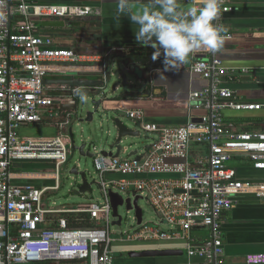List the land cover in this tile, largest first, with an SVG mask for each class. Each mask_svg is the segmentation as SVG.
<instances>
[{
    "label": "built area",
    "instance_id": "1",
    "mask_svg": "<svg viewBox=\"0 0 264 264\" xmlns=\"http://www.w3.org/2000/svg\"><path fill=\"white\" fill-rule=\"evenodd\" d=\"M5 2L7 22L0 23V264H116L110 191L147 199L158 218L156 224L143 219L139 225L136 220L137 227L126 233L125 240L183 242L186 264H221L224 214L243 194L264 201V181L243 180L230 165L232 160L243 158L251 161L256 171L264 172V132L238 131L225 121L227 111L264 110V103L240 101L235 90L224 86L225 79L234 82L238 74L249 75L250 70L236 73L226 68L216 53L202 50L192 54L191 73L210 81V85L191 92L189 99L200 103L205 114L180 127H164L144 122L141 110L128 111L129 119L140 124L141 130L157 134L158 140L144 154L128 159L105 156L94 148L103 203L76 209L49 208L45 197L57 187L41 188L20 181L31 176L18 166L54 165L58 180L71 154L65 140L69 136L26 137L21 130L42 124L45 116L53 113L55 99L44 84L50 75L108 66L101 56L56 45L39 27L45 21L89 18L92 7ZM232 10L223 0L220 18L214 23L220 25L222 15ZM202 53L212 57L199 58ZM53 116L58 126H68L69 115L65 118L54 112ZM204 147L208 148L207 156L194 155ZM83 214L94 227L71 228L68 217ZM162 224L169 226V231H164ZM201 228L209 229L211 237L197 242L193 230ZM246 263L264 264V255H248Z\"/></svg>",
    "mask_w": 264,
    "mask_h": 264
},
{
    "label": "crops",
    "instance_id": "2",
    "mask_svg": "<svg viewBox=\"0 0 264 264\" xmlns=\"http://www.w3.org/2000/svg\"><path fill=\"white\" fill-rule=\"evenodd\" d=\"M233 10L224 13L219 22L226 31L224 36H232L231 40H225V44L216 57L221 59L226 68L240 73L242 69L250 70L249 75L238 74L234 82L224 80V86L235 90L237 97L243 102L264 103V0H225ZM82 6H90L97 15L92 18H84L83 25L75 24L74 19L51 20L49 22H63L61 26H41L42 32L51 37L56 45L62 46L66 41H56L53 37L68 33L73 37L70 48L85 55H97L104 58L108 67H111L118 58L127 60L134 53L154 51L151 47H144L137 43L135 35L138 26L134 25L129 17L121 16L119 21L116 16V0H77ZM147 2V0H144ZM184 6L188 0H180ZM75 5V4H74ZM72 21V22H71ZM47 22V21H45ZM102 23V26L93 25ZM199 58L209 59L212 54L202 53ZM195 60L192 55L189 62L180 67L178 71L163 72V66H156L148 72L147 85L140 95L135 97H113L106 99L109 107L119 108L121 113L127 115L128 111L141 110L144 112V122L164 127H180L188 123L192 118H198L205 114L200 103L191 102L190 93L202 91L210 85V81L191 73V66ZM107 67V68H108ZM99 68V67H97ZM163 72L165 78H160L157 72ZM105 72V71H104ZM73 73L50 75L46 85L50 95L55 99L53 113L59 112L62 116H70L72 111L62 106L71 104L74 97L67 93L72 88L59 82L72 80ZM83 80H103L104 75L99 72H86ZM55 110V111H54ZM53 113H48L40 125L24 127L21 135L26 137L52 138L68 135V126L60 127L59 121ZM225 121L233 125L238 131L264 132V110L261 112H230L225 114ZM70 146V139L65 138ZM104 152V151H102ZM195 156L208 155V148L196 151ZM234 163L239 176L243 180L264 181V172L256 171L247 159H235ZM45 164V163H44ZM43 167L53 173H28L30 178L20 181L31 183L37 187L60 188L61 172L58 180L55 177L54 165L47 164ZM63 168H67L66 165ZM62 168V169H63ZM65 170V169H64ZM111 178V177H108ZM55 182V184L53 183ZM53 191V192H55ZM83 206V205H82ZM80 207V206H79ZM114 222L116 219H114ZM113 222V223H114ZM112 223V225H113ZM221 236L224 244V255L219 258L221 264H247L246 257L251 254L264 255V201L251 195H240L236 198L233 209L224 214L221 220ZM197 242L211 237V231L207 228L193 230ZM116 245H115V244ZM113 243L116 264H186L187 258L183 242H143L140 244L129 242L124 238ZM182 250L184 257H172L164 259H131L129 253L148 250ZM123 257L116 258V255ZM124 256H128L125 258ZM201 263V260H197Z\"/></svg>",
    "mask_w": 264,
    "mask_h": 264
},
{
    "label": "rangeland",
    "instance_id": "3",
    "mask_svg": "<svg viewBox=\"0 0 264 264\" xmlns=\"http://www.w3.org/2000/svg\"><path fill=\"white\" fill-rule=\"evenodd\" d=\"M44 3H48L49 1L46 0H38ZM77 0H75L76 2ZM51 2V1H50ZM75 5H81L80 3H75ZM94 17L97 15L93 12ZM75 22V24H81L83 25L84 19H74L72 20ZM71 21V22H72ZM42 25H39L41 28ZM56 41L62 40L66 41V44H62L61 47L70 48L71 45H69L70 41H72L73 37H71L68 33L59 34L53 37ZM124 59L118 58V60L113 63L112 68L114 72V77H112L111 81L107 83L105 86L103 92L104 96L106 98H113L115 96H120V94L127 92L131 90V88L128 85H131V82H134L132 78H129L128 84L125 86L123 85V80L120 81V71L124 69L123 66ZM132 84H138L137 82ZM145 84H141L139 86L138 90H141ZM117 87V91L115 92V88ZM87 92V102L83 103L81 100H79L78 108L76 111L72 113V121L71 124L68 126L67 130L70 131L72 129V133L74 135L75 142L74 144L76 146H81L83 143L86 145L85 152H90L91 154H96L94 152V148H97L99 151H106L107 150V142H108V135L110 128L106 124V118L102 112L94 114L93 121L91 123L86 122L87 114L91 111H94L93 105L91 104L93 100H101L102 96L99 94H96L97 92L92 89H84ZM142 89L138 94H141ZM124 118V122L127 124V126L132 129L140 132L139 137L134 138H127L122 143L123 150H126V152H122L120 157L121 159H128L130 158V154L132 152H138L139 154H144L147 147H150L154 144L155 141L158 140V135L155 133H149L144 130H141L140 127H138L137 123L133 120H130L127 118L126 115H122ZM70 157L69 162L67 163L66 167L69 171H71L73 168H78L80 172H84L86 175V178L88 179L89 183H95V185L92 186L91 190L85 194V195H75L74 191L78 189L79 185L81 184V178H77L70 173H64V169H62L61 172V178H60V188L58 191L55 192H49L46 195L45 204L49 208H58V209H76L79 206L82 205H88V204H102L104 201L103 194L101 192L100 186H99V177L97 174V171L94 166V159L89 157H82L80 156L79 152H74L72 150V145H70ZM44 163H26L21 164L18 167L23 172H32V173H53L55 172L54 169L48 170L47 167H43ZM234 163H231V166L233 167ZM55 184V182L53 181ZM123 195V194H122ZM133 197L135 195H132ZM123 197L126 199L127 196L123 195ZM139 206L143 210V219L145 223H157L158 218L151 207V205L148 203L147 199H141L139 201ZM119 214L123 218V223L121 226H113L111 225V233L112 238L115 240V242L118 239L126 238V233H132L134 229L137 227L136 223V215L134 211L128 212L126 207H120L119 208ZM114 220L112 219V223ZM161 228L164 231H169V226L166 224H162ZM143 242H139L137 244H140ZM115 244V243H114ZM116 245V244H115ZM123 257L121 255H116V258ZM125 258H128V256H124ZM129 259V258H128Z\"/></svg>",
    "mask_w": 264,
    "mask_h": 264
},
{
    "label": "clouds",
    "instance_id": "4",
    "mask_svg": "<svg viewBox=\"0 0 264 264\" xmlns=\"http://www.w3.org/2000/svg\"><path fill=\"white\" fill-rule=\"evenodd\" d=\"M223 0H116V16H127L138 26L137 43L154 49L152 60L163 56V72L178 71L189 62L192 54L202 50L219 53L226 37L223 25L214 23L220 18ZM5 0H0V23L7 22ZM22 7H26L22 5ZM160 78L163 72L157 70ZM81 102H87V92L74 90Z\"/></svg>",
    "mask_w": 264,
    "mask_h": 264
},
{
    "label": "water",
    "instance_id": "5",
    "mask_svg": "<svg viewBox=\"0 0 264 264\" xmlns=\"http://www.w3.org/2000/svg\"><path fill=\"white\" fill-rule=\"evenodd\" d=\"M28 1H35V0H28ZM63 22H42L40 25L46 27V26H54L58 27L61 26ZM97 25L99 27L102 26V23H93V25ZM153 53L149 52H139L134 53L131 55L127 60L124 61L123 66L124 69L120 71V81L123 80V85H127L129 78H132L134 82L138 84H132L134 82H131V85H128L131 90L124 92L120 94V96H117L120 98L124 97H135L144 87L147 85V76L148 72L152 71L153 68L156 66H163V56L155 62L152 60ZM105 71V72H104ZM86 72H99L104 75L103 80H83L82 77ZM73 73L72 80L68 81H62L59 82L62 85H67L72 88H78L81 87L83 89H92L94 92L96 91V94H99L102 96L101 100H93L92 105L94 108V111H91L87 114L86 122L91 123L94 118V114L102 112L106 118V124L110 128L109 130V139L107 142V150L103 152L105 156L120 157L122 152H126V150H123L122 143L127 138H134L139 137L140 132L136 130L130 129L127 124L124 122V118L122 117L123 113H121V110L119 108H112L107 105V101H105L107 98L104 96V88L114 77L113 68L108 67L107 69L103 67H83L79 69H74L71 71ZM145 84V86L141 89H139V86L141 84ZM45 85H48L49 82L45 81ZM117 87L115 88V92L117 91ZM68 95L74 97V100L71 102V104L63 105L62 107L67 110H71L72 112L76 111L78 108V103L80 98L75 95L73 92L69 91L67 93ZM116 97V96H115ZM114 97V98H115ZM110 99V98H108ZM127 116V115H126ZM128 118V117H127ZM129 119V118H128ZM131 120V119H130ZM135 122V121H134ZM137 123V122H136ZM138 127H140V124H138ZM141 129V127H140ZM69 139H70V145H72V150L74 152H79L80 156L82 157H89L93 158L94 155L90 152H85L86 145L83 143L81 146H76L74 144L75 139L74 135L72 133V129L69 131ZM138 154V152H132L130 154V157H134ZM140 159V158H139ZM64 173H70L71 175L81 178V184L79 185L78 189L74 191L75 195H85L87 194L93 185L95 183H89L88 179L86 178V175L84 172H80L78 168H73L71 171L68 170V168H65ZM109 199L112 205L113 210V218L116 219V221L113 223V226H121L123 223V218L119 214V208L125 206L128 212L134 211L136 215L137 223L140 225L143 222V210L139 206V201L143 199L141 196H127L125 199L123 195L110 191L109 192ZM172 257H184V252L182 250H172V249H164V250H148V251H142V252H131L129 253V258L131 259H164V258H172Z\"/></svg>",
    "mask_w": 264,
    "mask_h": 264
},
{
    "label": "trees",
    "instance_id": "6",
    "mask_svg": "<svg viewBox=\"0 0 264 264\" xmlns=\"http://www.w3.org/2000/svg\"><path fill=\"white\" fill-rule=\"evenodd\" d=\"M36 2H38V0H35ZM53 3L50 4H71V3H75V0H55V1H51ZM39 3H42L41 1H39ZM149 53H153L154 51H146ZM69 220V226L71 228H93L94 225L93 223L90 221L89 216L88 215H79L76 217H72L69 216L68 217Z\"/></svg>",
    "mask_w": 264,
    "mask_h": 264
},
{
    "label": "flooded vegetation",
    "instance_id": "7",
    "mask_svg": "<svg viewBox=\"0 0 264 264\" xmlns=\"http://www.w3.org/2000/svg\"><path fill=\"white\" fill-rule=\"evenodd\" d=\"M46 1H49L48 3H53V2H50V1H55V0H46ZM42 3H44V2H42ZM75 3H79V2L76 1ZM75 3H71V4H75Z\"/></svg>",
    "mask_w": 264,
    "mask_h": 264
}]
</instances>
